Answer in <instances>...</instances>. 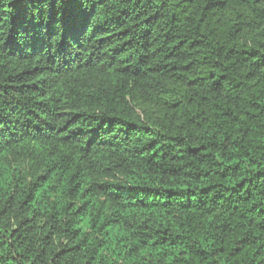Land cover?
Listing matches in <instances>:
<instances>
[{"label":"trees","instance_id":"obj_1","mask_svg":"<svg viewBox=\"0 0 264 264\" xmlns=\"http://www.w3.org/2000/svg\"><path fill=\"white\" fill-rule=\"evenodd\" d=\"M0 264H264V0H0Z\"/></svg>","mask_w":264,"mask_h":264}]
</instances>
